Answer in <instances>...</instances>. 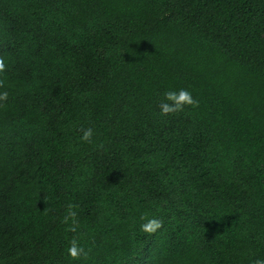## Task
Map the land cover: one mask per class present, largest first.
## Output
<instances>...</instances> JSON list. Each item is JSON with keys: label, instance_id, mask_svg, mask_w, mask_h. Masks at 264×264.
Segmentation results:
<instances>
[{"label": "trees", "instance_id": "obj_1", "mask_svg": "<svg viewBox=\"0 0 264 264\" xmlns=\"http://www.w3.org/2000/svg\"><path fill=\"white\" fill-rule=\"evenodd\" d=\"M0 59V264L264 260V0H0Z\"/></svg>", "mask_w": 264, "mask_h": 264}, {"label": "clouds", "instance_id": "obj_2", "mask_svg": "<svg viewBox=\"0 0 264 264\" xmlns=\"http://www.w3.org/2000/svg\"><path fill=\"white\" fill-rule=\"evenodd\" d=\"M5 70V62L0 59V72ZM8 93L6 91H0V102L7 100ZM196 101L192 97L191 93L187 89L168 90L163 94V101L159 104V110L161 115H168L177 113L183 110L186 105H195ZM82 135L80 139L85 142H92L93 129L86 128L81 130ZM72 205L68 206V215L65 217L67 221L69 218H73L72 231H75V213L71 211ZM144 221L140 225V230L144 233H154L157 229L161 228V221L154 217L142 216ZM67 254L72 259H77L81 256H86L87 253L82 247L78 245V242L73 239L70 242V246L67 249ZM255 264H264V260H257Z\"/></svg>", "mask_w": 264, "mask_h": 264}]
</instances>
